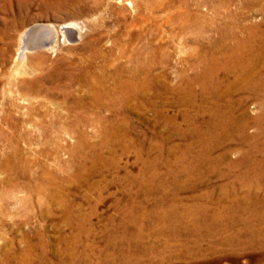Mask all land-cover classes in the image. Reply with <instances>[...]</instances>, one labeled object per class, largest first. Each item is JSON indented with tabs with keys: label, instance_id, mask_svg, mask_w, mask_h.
<instances>
[{
	"label": "rangeland",
	"instance_id": "obj_1",
	"mask_svg": "<svg viewBox=\"0 0 264 264\" xmlns=\"http://www.w3.org/2000/svg\"><path fill=\"white\" fill-rule=\"evenodd\" d=\"M150 3L145 7L142 0H0V264H20L17 258L31 246L35 247L32 264H264L262 240L247 245L226 242L243 223L215 235L205 230L190 232L194 223L184 221L180 231L172 233L169 224L155 215L176 204L180 217L186 209L196 207L198 215L199 209H207L205 218L210 219L217 211L231 210L245 195L238 177L264 157L258 150L264 144V118L259 119L264 113V89L251 93L243 72L252 66L255 78L264 83V42H254L259 53L253 56L245 42L253 24L260 34L264 32V0ZM92 21H100V29L115 32L130 43L129 53L143 50L157 86L152 91V106L125 111L129 121L116 119L114 126L109 120L103 124L96 119L79 125L71 122L86 131L98 150L101 139L105 141L101 160L93 163L94 178L78 182L70 169L72 147L78 139L64 131L66 120L55 122L47 116L40 121L45 114L66 116L71 101L49 84L53 96L47 91L26 90L20 81L42 74L33 68L36 61L32 58L37 54L48 56V66L60 58L64 65L82 64L90 57L83 44L96 33ZM37 24H53L58 46L55 50H29L23 68L17 59L20 36ZM66 24L78 25L81 39L65 37L60 31ZM111 42L106 38L102 43L105 51L112 49L113 53L107 58L108 73L132 63L130 54L122 56V48H114ZM234 48L239 49L237 54L232 53ZM103 63L98 60L99 66ZM78 87L72 88L74 93H80ZM192 93L199 95L196 105L183 102ZM211 106L224 110L217 124L226 114L229 122L216 125L217 136L211 140L216 170H210L209 164L199 165L201 175H191L197 184L180 188L190 176L185 173L179 183L174 182L167 168L186 169L194 161L202 148L195 128L204 132ZM113 110L105 108L102 114L113 119L117 113ZM107 126L110 137L101 138L100 130ZM247 155L252 158L250 163L234 166ZM228 169L233 172L225 175ZM151 170L159 172L169 185L168 192L161 191L160 185L153 188L148 179ZM162 193L165 198L170 196L169 201L158 202ZM248 193L251 207L264 204V189L253 186ZM256 193L260 200L251 198ZM251 216L247 212L241 217L250 222ZM230 218L224 214L220 221ZM253 226L261 229L256 235L263 237L264 224L254 222Z\"/></svg>",
	"mask_w": 264,
	"mask_h": 264
},
{
	"label": "bare ground",
	"instance_id": "obj_2",
	"mask_svg": "<svg viewBox=\"0 0 264 264\" xmlns=\"http://www.w3.org/2000/svg\"><path fill=\"white\" fill-rule=\"evenodd\" d=\"M142 2L145 7H149V5L151 4L150 0H142ZM129 3L132 4L131 1H129ZM94 9L95 7L93 8V10ZM91 24H92V30L94 29L96 33L93 39L87 40V42L83 44L86 47V49L89 51L90 57L88 59L84 58V60H82L81 62L82 64H80V62L79 63L77 62L78 64L73 62L72 64L67 63V65H64L63 60L60 61L61 59L60 58L59 60L56 61L54 65L48 66L46 65L48 62V56L45 54H37L34 58H32L36 61L34 63L35 66L34 67L32 66V67L36 71L40 70L42 74H40L38 78L36 77V79H33V80L29 79L30 81L29 80L20 81V85L26 90L40 91V92L47 91L50 94H52V96L55 94V92L50 90L51 89L50 87H53L55 90H58V92H56L57 94L64 95L67 101H71L70 105L68 106L69 110L66 116H62L59 113L58 114H45L44 117L40 118V121L42 120L43 122L47 116L51 117V121L54 120L55 122L56 121L58 122V120L60 119L67 121V122L65 121V123L63 122L64 129H65L64 131H66L67 133H72L73 136H75L78 139L77 144L72 147V158L74 162L71 165L73 168L72 167L70 168L74 178L78 179V182L86 181L88 179L94 178L93 176H95L96 171L93 166V163L95 165L97 161L101 160L100 151H101V148H103L105 141L104 139H101L100 144H98L100 147L98 150L97 147H94L91 144L89 140V136L87 135L86 131L79 129V128L76 129L73 126L74 124L72 123H74L75 121L79 125L80 123L86 122L87 120L96 119L97 121L100 122V124H103V122L109 120L110 124L113 125L118 122L116 119H118L119 121L122 120L125 122L129 121L130 119H128V116L126 115L125 111L131 110L134 107L152 106L154 103V100H153L154 95L152 91L157 86V84L150 77L149 66L151 65L149 64L147 60L143 59V56H142L143 50L133 49V51L129 53L130 48L128 47V45L130 43H126L120 35H118L115 32H111V31L105 32L104 30L100 29L101 26H103L101 25L102 23L100 21L99 22L92 21ZM57 32L58 31L53 26V24L44 25V26H41V25L38 26L37 24V26H33V27L26 29L20 36V47L18 50V58H17L19 65L23 66L24 68L25 62H27L26 61L27 52L29 50H33V51L35 50H55V48L58 46ZM60 32L65 37L69 38V40H72V41L81 39V35H82L79 26L76 24L63 25ZM106 38L110 42L112 41L111 43H113L112 45L114 46V48L116 47L122 48V53H123L122 56L123 55L126 56L130 54L129 59L132 61V63L129 67L118 66L114 73H108L110 70L108 71L109 63H107L108 62L107 58L109 54L112 55L113 53H112V49L109 51L110 53H108L102 48V43L103 41L106 40ZM256 40H261L262 42H264V32L260 34V29L258 28V26H255L253 24L248 29V35L245 39V42L249 45L248 54L251 56H253L256 53H259L258 49H255V47L253 46ZM238 52H239V49H235V48L232 51L233 54H237ZM261 53L264 54L263 48H261ZM81 58H83V56H81ZM248 58H251V57H248ZM99 59L103 60L104 62L103 65L102 64H100V66L98 65ZM27 69L28 67L26 68V70ZM252 69L253 67L249 65L246 69L243 70V72L245 71V75L247 77L245 84H246L247 89L251 91V93H255V92L259 93L258 91L261 87L264 89V83L262 82L261 79L259 80L255 78V75L252 73L253 72ZM63 81H67L65 85H61V82L63 83ZM48 84L50 85V87L48 86ZM77 85L79 86L78 88L80 90V93H77L76 91H75L76 93H74L72 89L73 87ZM19 93L20 92H18V94ZM156 96L160 97L159 93H157ZM198 96L199 95L197 93L189 94L187 95V97L185 96L183 97V102L187 104H191V105H196ZM208 101L209 100L206 101V99H204V102L209 103L210 101L209 102ZM212 107L213 106H211L208 109L210 110L211 117L209 120L210 122L207 124L204 132H201L202 130L199 127L195 128V130L200 134L199 143L202 148L200 152L198 153V155L195 156L194 161L192 160L193 162H189V165L185 166L186 169H168L167 168L168 174L173 175L174 182L179 183L180 176H183L185 173H186L185 176L186 175L190 176V179H189L190 181L188 183H184L183 186H179L180 188L192 187L195 184H197L195 183L196 180L195 179L192 180L191 178L192 177L191 175L193 176L201 175L200 171L202 169H197V166L199 165L203 166L204 164L205 165L209 164L211 165V168H213L210 170L212 171L216 170L215 165L217 162L213 157H211L213 149H215L212 146L211 140H213L217 136L215 132L216 131L215 126L216 125L222 126L224 123L227 125V123L229 122L226 117L227 115L226 114L225 118L224 117L221 118L222 119L221 121L223 122L217 124L218 122H216V119L217 117H219L220 115L224 113L223 112L224 110L222 111L216 107H213V108ZM105 108L116 110L117 113L114 114L113 119L111 117H107L102 114V111ZM88 111H92L93 112L92 115L89 114ZM204 111L206 112L207 110H204ZM8 115L10 116L11 114H8ZM262 117L264 118V113H263V116L260 115L259 119ZM190 118L195 120V117L193 116ZM68 121L72 123L69 124ZM55 122H53L52 125H56ZM107 127L106 129L104 128V130L100 128L101 138L104 137V138L109 139L110 137L109 128L110 127L108 128ZM114 141L118 143V140L114 139ZM258 150L260 151L262 150L264 152V144H263V147L261 149L258 148ZM261 158L257 160L256 163L254 162L255 165L253 164L254 166L251 169H246L245 172H243L238 177V180L244 183L243 185L245 187L244 186L243 187L245 189V192H244L245 195L243 196L242 199L240 200L238 199L239 201H237V203H233L231 205L230 207L231 210L223 209V210L217 211L210 217V219H208V218H205V215L207 216V209H199L200 215H198L197 213H195V212H198L197 208L190 207L186 209L184 211L185 214L182 215V217H180L178 215L179 207L176 204H173L171 205L172 209L170 211L169 210L165 212L158 211L155 214L156 217L161 222H167L169 224L168 232L172 231V233L179 232L180 231L179 225L183 224L184 221H187V222L189 221V222L194 223L195 228L194 230L190 232H203L205 230L206 232L212 233L215 235L218 233H222L224 231L225 232L231 231V228H235V223L237 222H239L241 225L243 223L242 228H235L238 230V232L235 235L233 234L232 236H228V238H226L227 240L226 242L239 243V244L243 243V245H247L251 243L256 244V240L257 241L262 240L260 244L262 247H264V235H262L263 237L256 235L258 233H261L260 232L261 229L259 227L253 226L254 222L259 223V224H264V204L258 205L254 208L251 207L250 204H248V199L250 198V193H248V191L250 190L251 187L253 188V186H255L256 188L264 189V157H261ZM251 159H252L251 156L247 155L243 158V160H241V162L238 161V163L235 164L234 166H240L241 164L245 165L247 163H250ZM168 161H166L167 166L175 167L176 165L175 162H174L175 165H173L172 164L173 162H168ZM176 162H178V160ZM89 163H92L91 166H89ZM232 170L233 169H228V171L225 172L224 174L228 175L231 173ZM161 178L162 176L159 175V172L157 170H151L149 177H148L149 181L153 183L152 185L153 188L155 187L157 188V186L160 185L159 188L161 191L168 192L167 190L169 188V185H167L165 181L163 180V178L162 179ZM47 180L49 181V184H51V180L50 179H47ZM93 184L94 183L92 182L91 185ZM42 187L44 186L42 185ZM43 191L47 194V191H48L47 187L43 189ZM169 198L168 197L165 198V196L162 193L160 200L159 198L157 200L158 202L161 201L162 203H164L165 199H168L167 201H169ZM251 198H253L256 201L260 200L259 197L257 196V193L253 195ZM173 199L174 198H172L171 200ZM176 199H178V196ZM247 212L252 213L251 219L253 221L252 220H250V222L243 221V218L241 216L245 215ZM68 214L71 215L72 213L69 212ZM224 214L227 216L228 215L231 216L232 219L230 218L227 222H221L220 218ZM206 223H208L209 225ZM258 237H261V238H258ZM33 249L35 250V247H32V246L28 249L26 248L25 251L22 252L21 256L17 258V261L20 264H32L33 261L31 257V252L33 251ZM34 262H35V259H34Z\"/></svg>",
	"mask_w": 264,
	"mask_h": 264
}]
</instances>
